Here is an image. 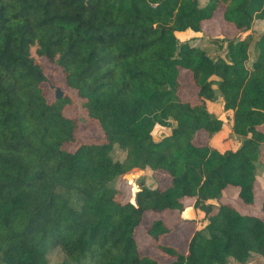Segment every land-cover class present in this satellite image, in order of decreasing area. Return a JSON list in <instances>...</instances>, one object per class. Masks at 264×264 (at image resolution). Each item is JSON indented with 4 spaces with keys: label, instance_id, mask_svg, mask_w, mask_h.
<instances>
[{
    "label": "trees",
    "instance_id": "1",
    "mask_svg": "<svg viewBox=\"0 0 264 264\" xmlns=\"http://www.w3.org/2000/svg\"><path fill=\"white\" fill-rule=\"evenodd\" d=\"M217 11L235 35L204 33ZM56 73L67 92L48 101ZM79 112L104 138L68 150ZM220 113L232 135L218 140ZM263 158L264 0H0V264H264V197L257 214L223 201L256 203ZM146 168L169 183L140 177L124 200L125 176ZM188 200L199 227L182 252L161 238Z\"/></svg>",
    "mask_w": 264,
    "mask_h": 264
},
{
    "label": "rangeland",
    "instance_id": "2",
    "mask_svg": "<svg viewBox=\"0 0 264 264\" xmlns=\"http://www.w3.org/2000/svg\"><path fill=\"white\" fill-rule=\"evenodd\" d=\"M200 1H203V0H200ZM255 27L258 28L259 26L258 27L255 26ZM203 31L205 34H208V35H217L220 32H223L229 37L236 34L235 27L226 23L221 18L219 11H217L214 14V16L211 20H209L203 24ZM199 35H195V36H197V38H195L193 35H189L188 37L180 36L179 39H181V40L190 39L192 41H194L195 39H198L201 41L202 45L207 43V38L203 37V36H199ZM211 49H214L213 51H211L212 54L223 52L222 48H218L215 45ZM181 77H182L184 84H183V87L179 90L180 97L182 98V100H189L191 102H194L195 101V90H194V87L192 85L190 76L187 75L185 72H182ZM50 81H51V85H49L48 83L43 84V91H44V94H45L48 101H52L54 99L55 89L57 87L60 88V90L62 91V94L67 92V89L65 88V86L62 83V77L59 73H56V74L50 76ZM78 108L79 107L76 104V109L78 110ZM78 119H79V126L76 130V133H75L77 142L66 144L64 146L66 149L73 150L74 148H76V146L79 143L100 142L103 140V138H104L103 133H102L99 125L95 121L90 120V119H86L82 115L81 112H79ZM223 121L225 123V125H224L225 129H223V130H225V131L222 132V134L218 137V140H220L225 134H227V136L232 135L231 132H229V127H228L229 121H225V120H223ZM167 133H168V129L166 127H163L160 125H155L152 129V132H151L154 140L161 139ZM205 139H206V137L204 134H201V135L199 134L196 137L195 142L196 143H204ZM122 155H123V152H121L117 148L114 149L113 156L115 158H121ZM143 176H145L146 183L151 184V185H152V179L151 178H154L156 181V186H159V187H164L169 182V176L167 174L160 172V171L152 172L148 168H146L144 171L136 170L132 173H128L125 176L126 181H124L121 184V189L123 191V199L124 200H128V199L133 197L132 195L138 189L136 183L140 179V177H143ZM262 179H264V178H262ZM260 182L261 183H256V193H258V198H257L256 203L253 206L242 205L237 200V198L235 197V193L233 191L232 192L229 191V195L226 198H224L223 201L232 203L238 210H240L242 212L253 213V214L259 213V207H260L259 200L262 198L261 195H264V180H262ZM188 202L190 204H192L193 201L188 200ZM175 213H176V216L170 215L167 218L168 219V225L171 227V230L169 233L162 236L161 242L162 243H168V244L171 243L173 245H177L180 251L185 252L187 241L190 238V236H191L192 232L194 231V229L196 228V226L199 227V224L197 225L196 222L192 223L190 221H187L188 219L186 220L184 218H181V217L177 216V212H175ZM154 216L155 215H152V216H150V218H153ZM186 217L188 218V216H186ZM139 228H140L139 231L141 232L143 228L142 227H139ZM136 238L138 241L139 250L142 253L150 254L162 262L169 260L168 257H166L163 253H161L158 249L155 248L153 240L145 239L141 233L136 234ZM47 260L50 263L55 262V261H59V260H61V254L57 250L50 251L47 253ZM256 261H257L256 259H251L247 264H255ZM230 264H235V263H230Z\"/></svg>",
    "mask_w": 264,
    "mask_h": 264
},
{
    "label": "crops",
    "instance_id": "3",
    "mask_svg": "<svg viewBox=\"0 0 264 264\" xmlns=\"http://www.w3.org/2000/svg\"><path fill=\"white\" fill-rule=\"evenodd\" d=\"M218 102H220L219 104L221 106L222 105L221 98L218 99ZM219 117H221L225 121H228V119L226 118V115L224 113H220ZM263 161H264V158H263ZM262 180H264V179H262V176H260V177H258L256 183H261L260 181H262ZM255 192H256V185H255ZM256 196L258 197V193H256ZM261 196H262V198L264 197V195H261ZM172 216H176V213L174 212L172 214ZM177 216L184 218L186 220L187 219L188 220L194 219L196 217V214H195V210L192 207V204H190L188 201H186V206H185L184 210L181 211L180 213L177 212ZM186 216H188V218ZM167 223H168V219H167Z\"/></svg>",
    "mask_w": 264,
    "mask_h": 264
},
{
    "label": "water",
    "instance_id": "4",
    "mask_svg": "<svg viewBox=\"0 0 264 264\" xmlns=\"http://www.w3.org/2000/svg\"><path fill=\"white\" fill-rule=\"evenodd\" d=\"M60 96H62V91L60 90L59 87H57V88L55 89V97L58 98V97H60Z\"/></svg>",
    "mask_w": 264,
    "mask_h": 264
}]
</instances>
